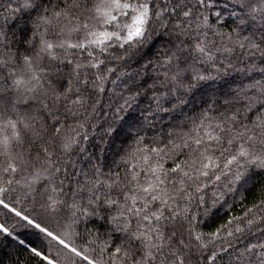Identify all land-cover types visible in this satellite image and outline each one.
Masks as SVG:
<instances>
[{"label": "snow or ice", "instance_id": "1", "mask_svg": "<svg viewBox=\"0 0 264 264\" xmlns=\"http://www.w3.org/2000/svg\"><path fill=\"white\" fill-rule=\"evenodd\" d=\"M110 76L112 84L125 78L126 95L104 135L135 129L123 174L106 172L79 131ZM197 94L210 102L184 133L151 143L141 135ZM222 178L229 192L259 184V202L197 234L190 206L210 220L221 197L209 203L206 190ZM5 183L25 187L52 215L83 221L95 237L85 255L18 210L16 197L0 198L13 218L0 221V235L46 264L54 262L24 233L43 234L86 264H264V0H10L0 8ZM9 191L0 187V197Z\"/></svg>", "mask_w": 264, "mask_h": 264}, {"label": "trees", "instance_id": "2", "mask_svg": "<svg viewBox=\"0 0 264 264\" xmlns=\"http://www.w3.org/2000/svg\"><path fill=\"white\" fill-rule=\"evenodd\" d=\"M9 2L10 0H0V8L7 7ZM11 3L15 5L16 0H11ZM7 14L8 13H5V15ZM121 71H130V69H121ZM113 79H115V77L110 76L108 82L101 84V87L106 89L105 92H97L91 97L90 103L98 101L96 103V111L93 112L92 108H87V115L85 119L81 121L85 126L79 131L81 135H88L89 140L82 141V144L87 147L89 153H95L99 157L106 172H115L119 168L123 174L124 164L122 161L127 158L125 154L129 149L135 148L133 143L135 129H128L126 127L120 134L111 138L104 135V129L112 119L115 106L123 102L119 99V96L121 94L126 95L123 83L125 78L122 77L116 80L115 84L110 82ZM209 102V95L206 94L201 97L197 94L192 102L183 109L182 113L169 115L161 114L164 115L163 120H159V122L154 121V126L144 124L140 128L141 135H143L149 143L154 139L163 138L166 140L169 138L170 133L179 136L185 132L182 124L189 123L191 120H196L205 110ZM147 104L148 102L145 99L141 103V107H147ZM81 112L83 114L84 110L82 109ZM175 136L173 138H175ZM136 163L135 160H131V164ZM21 184H24L23 180H21ZM225 184L226 181L222 178V182H218L215 187H209L206 190V199H208L209 203L214 199L213 193L221 197L220 201L215 205L218 211L210 220L202 214V209L196 208L195 203L190 206V212L195 217L192 224L197 234L201 231L210 232L232 216L243 215V212L248 207H252L254 203L259 202L258 197L261 191L259 184H257L256 187L250 186L251 190L245 188L234 192H229ZM0 187L16 189L15 192L9 191L4 193L0 198L9 199L16 197L17 202L15 206L18 210L26 209L33 216H38L54 235L64 240L70 247L76 248L85 255L91 256L93 254V249L96 245L90 244L89 241L93 240L95 237L93 235H87L85 223L83 221L74 223L70 214L52 215L44 211L41 207L34 204L31 197L24 196V192L26 191L25 187L15 184L9 186L6 183L0 185ZM236 187L238 188L239 186L237 185ZM225 201L227 203H225ZM4 220H7L9 225L13 223V218H11L10 214L5 215L4 210L0 209V221ZM198 221H203V223H198ZM15 231L19 232L20 229H16ZM22 238L30 240L38 250L48 256L49 259L53 260L54 264H86L85 261L76 257L67 248H64L63 245L57 243L55 240H51V238L41 233L35 232V230L24 233ZM0 264H46V262L40 260L38 257L32 256L29 251L19 247L12 238L0 235ZM217 264H222V262L218 260ZM223 264H227L226 258Z\"/></svg>", "mask_w": 264, "mask_h": 264}]
</instances>
